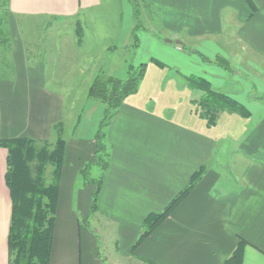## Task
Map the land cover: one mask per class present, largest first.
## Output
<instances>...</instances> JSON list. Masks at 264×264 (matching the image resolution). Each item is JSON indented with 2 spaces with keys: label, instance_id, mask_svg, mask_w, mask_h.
Segmentation results:
<instances>
[{
  "label": "crops",
  "instance_id": "obj_1",
  "mask_svg": "<svg viewBox=\"0 0 264 264\" xmlns=\"http://www.w3.org/2000/svg\"><path fill=\"white\" fill-rule=\"evenodd\" d=\"M145 1L162 34L151 30L141 36L142 50L152 55L156 46L159 55L144 64L137 93L106 126L105 105L88 93L82 112L65 114V105L80 97L57 89L46 64L28 66L23 48L14 52L9 79L0 81V140L66 143L50 264H264V0ZM6 5L13 23H72L100 8L102 0H6ZM195 52L209 58L202 62ZM245 56L261 62L247 60L256 75L246 68ZM218 58L229 62L232 73L215 64ZM128 68L124 61L111 76L124 81ZM190 78L230 96L249 116L225 112L209 127L195 104L203 91ZM103 148L105 154L99 153ZM7 154L0 148V264L10 261ZM103 156L106 167L100 164ZM193 184L135 247L145 221Z\"/></svg>",
  "mask_w": 264,
  "mask_h": 264
},
{
  "label": "rangeland",
  "instance_id": "obj_2",
  "mask_svg": "<svg viewBox=\"0 0 264 264\" xmlns=\"http://www.w3.org/2000/svg\"><path fill=\"white\" fill-rule=\"evenodd\" d=\"M152 10L147 7L145 0H102L100 8L87 13V17L76 22L61 23L18 19L13 23L8 16L6 0H0V81L9 79L14 70L12 65L15 57L14 52L16 54V48H23L28 66L37 69L46 64L47 69L50 70L47 77L54 76L51 81L57 89L67 88L71 90L69 93L77 96L75 99L80 97V100L75 104L65 105V114L72 112L77 115L84 110L86 106L85 94L89 92L92 83L98 76L112 77V72L125 61L129 67L126 74V78H128L131 68H138V66L147 63L150 58H158L159 49L156 46L152 50V55H148L142 50L145 46L141 41V36H147L151 30L162 34L160 25L155 23ZM145 12L148 13V16ZM127 19L131 23L127 22ZM131 24L133 31L129 36H126L127 27H130ZM122 31L124 34H121ZM70 34L75 35V40L74 38L69 40ZM168 40L162 38L161 42L171 45ZM70 41H77L79 46L69 44ZM157 41L159 42V40ZM145 42L147 41L145 40ZM171 42L174 47L177 46V41ZM155 44L158 43L155 42ZM192 54L202 62L209 58L199 52ZM163 57L169 60L167 56L163 55ZM251 58L245 56V66L256 75L257 72L246 65L247 60H251ZM252 59L261 64L257 59ZM216 61L215 64H217ZM260 66L264 69L263 64ZM232 71L230 69L226 72L230 74ZM48 86H51L49 80ZM94 101L103 104L98 100ZM56 142L57 140H52L44 145L52 149ZM41 147L43 146L38 145L37 152L41 150ZM38 163L39 159L34 158L30 164L32 171H35ZM51 174L52 167L48 165L46 171L48 182L52 181Z\"/></svg>",
  "mask_w": 264,
  "mask_h": 264
},
{
  "label": "trees",
  "instance_id": "obj_3",
  "mask_svg": "<svg viewBox=\"0 0 264 264\" xmlns=\"http://www.w3.org/2000/svg\"><path fill=\"white\" fill-rule=\"evenodd\" d=\"M217 64L230 71L228 61L218 58ZM146 65L130 70L124 81L115 77L98 76L92 83L88 97L102 102L106 109L103 126L110 123L125 99L137 93L144 76ZM190 85L203 91L202 97L195 101L201 117L209 127H214L222 113H236L248 117L247 109L230 96L213 90L206 81L190 78ZM46 142H38L28 138L1 139L0 148L7 150V172L5 182L10 191L12 201V218L9 229V264H50L53 234L57 205L59 200L60 182L65 160L66 143L58 139L52 149ZM38 145H42L37 152ZM100 149V147H99ZM105 154L104 148L99 153ZM106 156V155H105ZM101 159L102 167L107 166V160ZM38 158L35 171L30 164ZM52 167V181L48 182L46 171ZM88 168L82 171L86 177ZM196 178V177H195ZM94 196L93 210L97 208L100 185ZM194 184L179 194L159 215H152L145 221V231L137 241L138 247L153 231L167 219L176 207L189 195Z\"/></svg>",
  "mask_w": 264,
  "mask_h": 264
},
{
  "label": "water",
  "instance_id": "obj_4",
  "mask_svg": "<svg viewBox=\"0 0 264 264\" xmlns=\"http://www.w3.org/2000/svg\"><path fill=\"white\" fill-rule=\"evenodd\" d=\"M168 42H171V41H168Z\"/></svg>",
  "mask_w": 264,
  "mask_h": 264
}]
</instances>
